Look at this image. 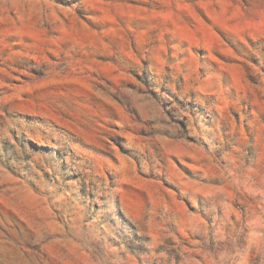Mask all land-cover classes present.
Returning a JSON list of instances; mask_svg holds the SVG:
<instances>
[{"label": "rangeland", "instance_id": "rangeland-1", "mask_svg": "<svg viewBox=\"0 0 264 264\" xmlns=\"http://www.w3.org/2000/svg\"><path fill=\"white\" fill-rule=\"evenodd\" d=\"M0 264H264V0H0Z\"/></svg>", "mask_w": 264, "mask_h": 264}]
</instances>
